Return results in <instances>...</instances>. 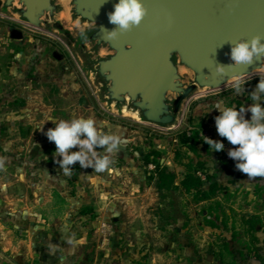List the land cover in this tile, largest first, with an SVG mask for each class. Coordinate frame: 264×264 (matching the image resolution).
I'll return each mask as SVG.
<instances>
[{"label": "rangeland", "instance_id": "rangeland-1", "mask_svg": "<svg viewBox=\"0 0 264 264\" xmlns=\"http://www.w3.org/2000/svg\"><path fill=\"white\" fill-rule=\"evenodd\" d=\"M14 29L22 31L23 39L11 38ZM40 52L41 58L47 57L46 63L30 72L26 63H33L35 55ZM19 62L26 64L21 72L14 69ZM59 63L66 65L79 81L75 85L77 93L68 91L61 83L43 80L53 77ZM260 78L264 76L239 82L244 89L239 94L234 84L193 98L179 128L165 132L107 113L96 99L71 51L61 40L0 16V99L9 98V102H5L3 121L0 123L11 125L7 132L2 133L6 150L15 151L26 160L56 163L62 157L58 156L55 143L49 141L46 135L49 129L56 127V122L91 118L102 132L118 135L115 132L117 127L125 129V134L120 137L127 154L118 165L110 163L103 172L80 165L75 172L64 173L71 179L77 175L83 190L97 197V204L101 208L112 196L124 204L122 208L116 203L118 213L100 215L108 222L109 230H87V244L82 252L90 264H262L243 259L239 251L243 247L240 243L249 240L242 228L243 218L259 215L264 226V177H248L236 168V161L227 153L238 146L220 137L215 126V117L220 115L216 103L221 102L220 106L223 107H236L239 102L251 106L253 101L250 95ZM261 103L264 106V101ZM244 115L245 119L251 117L250 112ZM185 131L197 134L203 143L205 137L222 141L224 151L208 150L203 144H199L198 153L189 151L181 143L180 137ZM154 149L161 152L162 164L178 175L177 184L184 174L180 163L190 160L207 163V170L217 175L218 181L228 187V194L220 195L219 200L228 213L230 225L236 223L239 229L236 241H232L233 232L230 230L205 226L207 204L193 203L181 190L165 191L157 187L156 180L150 178L144 165L145 156ZM78 150L77 147L70 151ZM103 150L97 149L100 154ZM177 153H180L179 157H176ZM52 167L54 176L59 179L62 170L57 169L58 166L48 168ZM12 174V170L0 166V185ZM51 218L55 219V225L63 219L54 214ZM258 236L263 240V233ZM225 239L229 241L230 254L224 252Z\"/></svg>", "mask_w": 264, "mask_h": 264}, {"label": "water", "instance_id": "water-1", "mask_svg": "<svg viewBox=\"0 0 264 264\" xmlns=\"http://www.w3.org/2000/svg\"><path fill=\"white\" fill-rule=\"evenodd\" d=\"M117 2L0 0V16L61 40L107 113L165 132L193 98L264 76V60L231 66L230 56L233 44L264 37V0H143L142 23L108 40Z\"/></svg>", "mask_w": 264, "mask_h": 264}, {"label": "crops", "instance_id": "crops-1", "mask_svg": "<svg viewBox=\"0 0 264 264\" xmlns=\"http://www.w3.org/2000/svg\"><path fill=\"white\" fill-rule=\"evenodd\" d=\"M39 54L33 63H26L30 72L46 63L47 57L41 58ZM26 64L19 62L14 69L21 72ZM74 76L66 65L59 63L53 77L43 80L61 83L68 91L76 92L79 81ZM7 101L8 96L0 99V122ZM10 127L9 123H0V166L14 173L0 185V264H90L82 252L87 244V230H109L104 216L118 213L116 206L120 204L123 208L124 204L112 196L113 200L101 208L97 197L83 190L77 175L71 179L62 170L59 179L54 176L53 167H48L59 166L58 162L26 160L15 151L6 150L2 133ZM124 130L117 127L115 132L123 136ZM125 149L121 142L113 153L103 150L100 155H107L111 165H118L125 159ZM43 197L45 201H41ZM89 206L94 209L95 217L83 214ZM51 214L63 217L60 224H54ZM101 214L104 216L100 217Z\"/></svg>", "mask_w": 264, "mask_h": 264}, {"label": "clouds", "instance_id": "clouds-1", "mask_svg": "<svg viewBox=\"0 0 264 264\" xmlns=\"http://www.w3.org/2000/svg\"><path fill=\"white\" fill-rule=\"evenodd\" d=\"M147 9L143 0H118L114 11L108 13L109 22L117 27L106 32L108 40H115L122 32L138 27ZM264 37L255 36L250 41H240L231 48V66L251 65L255 60H264ZM223 66H217L219 74L224 72ZM237 94L244 91L239 82L235 84ZM253 103L245 107H223L218 105L220 115L215 117L216 130L220 137L235 147L227 155L236 161V168L248 177H264V78H260L256 89L251 93ZM245 112L251 113V118L245 119ZM55 122V121H54ZM49 141L56 145V153L62 157L58 161L65 174H70L73 164L79 162L82 167H92L97 172H103L111 163L107 155L101 156L98 148L107 153H113L121 143L119 135L102 132L97 122L91 118H73L56 122L54 129L46 133ZM213 151H224L222 141L205 137ZM78 151H70L77 148Z\"/></svg>", "mask_w": 264, "mask_h": 264}, {"label": "trees", "instance_id": "trees-1", "mask_svg": "<svg viewBox=\"0 0 264 264\" xmlns=\"http://www.w3.org/2000/svg\"><path fill=\"white\" fill-rule=\"evenodd\" d=\"M221 105V102H217L216 106ZM237 109L245 107L247 105L243 102L237 104ZM220 113V112H218ZM246 114V112H245ZM248 117V116H247ZM249 119L251 117H248ZM181 143L187 146L189 151L198 153L199 144L210 150L211 147L207 143H203L199 136L193 132L185 131L181 135ZM180 153H177L176 157H179ZM201 158V157H199ZM162 154L160 151L154 149L149 152L144 158V165L147 168L150 178L156 180L157 187L160 190L173 191L181 190L193 203L207 204L206 215L204 216V224L211 229H222L233 232L232 241H236L239 235V229L236 223L230 225L228 213L224 209L223 203L219 200L220 195L228 194V187L221 184L217 175L210 173L207 170V163L201 160L194 162L190 160L187 163H180L184 168L183 178L180 183L177 184L178 175L168 169L167 166L162 164ZM177 162V161H176ZM150 166L153 169L149 171ZM60 169V165L58 166ZM71 172H75L80 168L79 162H76L72 166ZM84 215H90L95 217L94 209L91 206L87 207L83 211ZM242 228L245 236L249 237L248 241L240 243L242 245L239 254L243 259H252L264 264V238L263 240L258 236L259 233L264 235L263 220L259 215H251L248 218H243ZM224 252L230 254V244L227 239L224 240ZM223 255L221 253V262H224Z\"/></svg>", "mask_w": 264, "mask_h": 264}, {"label": "built area", "instance_id": "built-area-1", "mask_svg": "<svg viewBox=\"0 0 264 264\" xmlns=\"http://www.w3.org/2000/svg\"><path fill=\"white\" fill-rule=\"evenodd\" d=\"M151 169H153V166H150Z\"/></svg>", "mask_w": 264, "mask_h": 264}, {"label": "flooded vegetation", "instance_id": "flooded-vegetation-1", "mask_svg": "<svg viewBox=\"0 0 264 264\" xmlns=\"http://www.w3.org/2000/svg\"><path fill=\"white\" fill-rule=\"evenodd\" d=\"M12 32V31H11Z\"/></svg>", "mask_w": 264, "mask_h": 264}]
</instances>
